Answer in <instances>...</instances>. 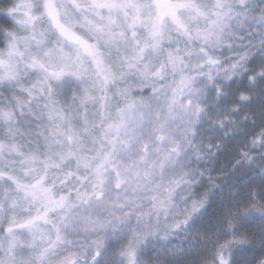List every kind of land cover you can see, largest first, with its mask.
Wrapping results in <instances>:
<instances>
[{
	"label": "clouds",
	"instance_id": "clouds-1",
	"mask_svg": "<svg viewBox=\"0 0 264 264\" xmlns=\"http://www.w3.org/2000/svg\"><path fill=\"white\" fill-rule=\"evenodd\" d=\"M0 264H264V0H0Z\"/></svg>",
	"mask_w": 264,
	"mask_h": 264
}]
</instances>
